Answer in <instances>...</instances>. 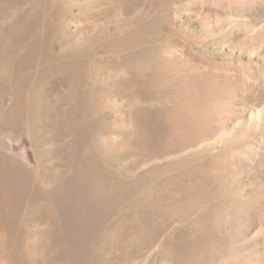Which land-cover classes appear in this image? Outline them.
<instances>
[{
  "label": "rangeland",
  "instance_id": "1",
  "mask_svg": "<svg viewBox=\"0 0 264 264\" xmlns=\"http://www.w3.org/2000/svg\"><path fill=\"white\" fill-rule=\"evenodd\" d=\"M4 154L0 264H264V0H0Z\"/></svg>",
  "mask_w": 264,
  "mask_h": 264
},
{
  "label": "bare ground",
  "instance_id": "2",
  "mask_svg": "<svg viewBox=\"0 0 264 264\" xmlns=\"http://www.w3.org/2000/svg\"><path fill=\"white\" fill-rule=\"evenodd\" d=\"M36 33V32H35ZM33 42V41H32ZM31 43V42H30ZM35 43V42H34ZM21 54V53H20ZM21 56V55H20ZM141 64H142V62H141ZM142 67V66H141ZM138 72V71H137ZM132 75V74H131ZM143 75H145V74H143ZM142 79V78H141ZM143 80V79H142ZM173 80V79H172ZM137 82V81H136ZM164 85H166V84H164ZM163 85V86H164ZM174 85V84H173ZM134 86V85H133ZM170 87V86H169ZM180 87V86H179ZM173 87H171V89H172ZM176 88V87H175ZM175 88H173V89H175ZM79 90V89H78ZM80 91V90H79ZM78 91V92H79ZM82 91V90H81ZM79 95H80V93H79ZM82 95V94H81ZM86 97V94L84 95V98ZM79 98L81 99V98H83L82 96L80 97L79 96ZM74 99H76V98H74ZM80 99H78L79 101H80ZM74 101V100H73ZM83 103V102H82ZM71 104H74V103H71ZM89 104V103H88ZM76 105H78L77 104V102L75 101V104L74 105H71V108H73L74 110H75V108H76ZM70 106V105H69ZM69 106L67 107V108H69ZM79 106V105H78ZM64 109V108H63ZM62 110V109H61ZM71 110V109H70ZM69 110V111H70ZM88 110H89V108H88ZM73 111V110H72ZM60 112H62V111H60ZM64 112H68L67 111V109L64 111ZM64 112H62V113H64ZM74 112V111H73ZM65 114V113H64ZM16 115H17V113H16ZM58 115V114H57ZM61 115V114H60ZM170 115H171V113H170ZM169 115V116H170ZM62 116H63V114H62ZM66 116V115H65ZM74 116V115H73ZM9 117V116H8ZM18 117V116H17ZM172 121L174 122V123H178V122H180V120L178 119V116L176 115V113L175 114H173L172 116ZM63 118V120H64V117H62ZM62 118H58V119H61V121L60 122H62L63 123V121H62ZM67 118V117H66ZM70 118V117H69ZM72 119V121H74V123H77L78 124V122L76 121V117H73V118H71ZM167 120V119H166ZM24 121V120H23ZM66 122V121H65ZM87 122V121H86ZM166 122H168V121H166ZM61 124V123H60ZM64 124V123H63ZM169 124H170V122H169ZM171 125V124H170ZM173 125V124H172ZM61 126V125H60ZM75 126V125H74ZM3 127V126H2ZM58 128V127H57ZM182 128V127H181ZM183 128H184V126H183ZM180 130V129H179ZM30 131V130H29ZM59 132V131H58ZM87 133V132H86ZM86 133H84V140H83V147H82V149H80V151H81V153L82 154H79V150H78V148H76V141H74V142H71V141H69L68 143H66L65 144V147L68 149V151H70V150H72L73 151V147L75 148V150L77 151V153L79 154V155H81V156H83V155H85V153L86 154H89L90 153V156L91 155H93L94 153L96 154L97 153V151H98V148H95V147H97V145L94 147L92 144L95 142H93V141H91L90 139H92V137L90 138V135L91 134H89V133H87V137H86ZM92 136H93V134H92ZM93 142V143H92ZM78 147V146H77ZM66 149V150H67ZM97 155V154H96ZM13 157V156H12ZM11 158H9L8 156H6L5 154L4 155H2L1 156V158H0V162H1V164H0V168H2V169H5L6 168V165H7V161H11L10 160ZM46 159V158H45ZM43 160V159H42ZM41 160V161H42ZM14 165V164H13ZM8 167V166H7ZM15 167V166H14ZM9 168H10V164H9ZM12 168V167H11ZM16 168V167H15ZM18 168H22L21 166H19V167H17L16 169V171H9V170H6V171H4V172H2V174H0V177H1V188H2V190H1V193H2V195L0 196V210L2 211V213H3V211H8V212H11V206H10V201H9V199H7V192H9L10 191V189L11 188H13V187H24V184L26 183V181H23L24 180V178H23V174H22V169H18ZM40 168V167H39ZM13 170H14V168H13ZM1 171V170H0ZM24 171V170H23ZM44 172V171H43ZM90 173V172H89ZM93 173V172H92ZM94 174V173H93ZM108 174V173H107ZM25 175V174H24ZM87 175H88V173H87ZM92 176H94V175H92ZM91 176V177H92ZM39 178V177H38ZM43 178V177H42ZM98 178H99V175H98ZM26 179V178H25ZM27 180H28V177H27ZM93 181V180H92ZM25 182V183H24ZM95 182V181H94ZM28 183V182H27ZM28 184H30V183H28ZM91 184H92V182H91ZM2 185H4L5 186V188L2 186ZM94 186H96V185H94ZM93 186V187H94ZM26 187V186H25ZM87 188V187H86ZM103 188V187H102ZM105 188V187H104ZM103 188V189H104ZM21 189V188H20ZM24 189V188H23ZM37 189H38V187H37ZM89 189H91L90 187H89ZM98 189V188H97ZM19 190V189H18ZM92 190V189H91ZM96 190V189H95ZM21 191V190H20ZM24 191H25V189H24ZM101 191H102V189L99 191L100 193H101ZM105 191V190H104ZM102 192V194L104 193L105 194V192ZM31 192V191H30ZM86 192V191H85ZM88 192V191H87ZM91 192H94V193H96V195H99L100 193H98L97 194V191L95 192V191H91ZM91 194H93V193H91ZM90 194V195H91ZM81 195V194H80ZM22 196H23V192H22ZM93 197L95 196L94 194L92 195ZM105 196V195H104ZM85 197V196H84ZM91 197V196H90ZM97 197V196H96ZM98 197H100V196H98ZM27 198V197H26ZM79 198H80V196H79ZM88 198V197H87ZM22 199V198H21ZM78 199V198H77ZM79 200V199H78ZM81 200V199H80ZM102 200V199H101ZM104 200V199H103ZM83 201V200H82ZM86 201H87V199H86ZM94 202V201H93ZM101 202H103V201H101ZM48 203V202H47ZM80 203V202H79ZM88 203H89V201H88ZM86 204V203H85ZM97 204V203H96ZM79 205V204H78ZM77 206V205H76ZM75 206V207H76ZM85 206V205H84ZM51 209V208H50ZM74 209V208H73ZM95 209V208H94ZM81 210H83L82 208H81ZM98 210V212H99V209H97ZM79 211V210H78ZM91 211V210H90ZM94 211V210H93ZM77 212V211H76ZM82 212V211H81ZM6 214V213H5ZM88 214V213H87ZM91 214V213H90ZM93 214V213H92ZM100 214V213H99ZM42 215V214H41ZM89 216V215H88ZM87 216V217H88ZM90 216H92V215H90ZM98 216V215H97ZM96 216V217H97ZM44 217V216H43ZM60 217V216H59ZM31 218V217H30ZM32 219V218H31ZM86 219V218H85ZM88 219V218H87ZM3 221V220H2ZM5 221V220H4ZM15 221H17V220H15ZM88 221V220H87ZM43 222V221H42ZM14 223H16V222H14ZM13 223V224H14ZM7 224V223H6ZM12 224V225H13ZM4 225V224H3ZM17 226V225H16ZM84 226V225H83ZM4 227H6L7 228V226H4ZM3 227V228H4ZM5 228V229H6ZM81 228H82V226H81ZM11 229V228H10ZM9 232V231H8ZM13 235V234H12ZM2 236V235H1ZM62 236V239H63V236H65V242L66 243H68L69 241H70V239L72 240V239H74V237L72 236V238L71 237H66V234H63V235H61ZM58 237V236H57ZM21 238V237H20ZM4 240V239H3ZM8 240V239H7ZM12 241V240H11ZM20 243H22V242H20ZM11 245V244H10ZM37 245V244H36ZM5 248V247H4ZM22 248V247H21ZM63 248V247H62ZM2 250V249H1ZM5 252V251H4ZM20 252V251H19ZM65 254V253H64ZM60 255V254H59ZM63 255V254H62ZM61 256V255H60ZM64 256V255H63ZM61 258V257H60ZM60 258H58L57 257V259H60ZM9 261V260H8ZM47 262H49V261H47ZM43 263V262H42ZM51 264V263H50Z\"/></svg>",
  "mask_w": 264,
  "mask_h": 264
}]
</instances>
